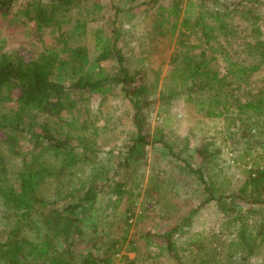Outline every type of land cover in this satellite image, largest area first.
Segmentation results:
<instances>
[{
	"label": "rangeland",
	"instance_id": "obj_1",
	"mask_svg": "<svg viewBox=\"0 0 264 264\" xmlns=\"http://www.w3.org/2000/svg\"><path fill=\"white\" fill-rule=\"evenodd\" d=\"M32 1L14 0L10 13L0 17V53L15 49L29 60L59 43L65 48L83 45L92 59L99 50L110 47L116 27L125 67L131 74L142 76L149 88L151 103L144 115L150 143L142 156L125 160L135 129L132 105L118 85H106L102 92L70 90L62 119L51 118L48 124L57 138L76 145L77 160L63 176L44 181L41 201L33 209L15 207L0 196V244L11 239L17 225L25 229L28 254L24 256L30 264H79L87 254L101 258L111 240H119L109 257L112 264H180L166 249V241L156 237L180 227L173 233L172 241L183 264H195L200 259L205 264H228L230 238L222 230L227 227L234 231L236 220L232 218L238 215L249 223L264 218V206L246 201L242 204L235 198L242 205L237 208L240 214L232 211L227 221L229 217L221 212L217 201L200 204L206 193L187 164L196 167L200 162L198 149H207L210 162L205 174L215 187L216 198L224 202L241 195L249 174L264 167V115L252 114L251 109L242 111L239 104L256 102L257 96H252L250 90L261 82L246 85L240 78L231 77H238L239 68L246 63L238 54L242 50L247 52L243 44L247 24L235 18L226 42L221 35L214 34L219 22L209 14L218 10L212 0H181L182 9L177 15L165 11L177 0H135L131 5H141L117 13L116 23L112 21L113 14L118 12L115 8L125 5L127 0H83L79 13H74L76 17L68 14V22L61 27L38 31L31 12ZM190 1L194 3L192 17L184 22L183 10ZM163 7L169 19L166 27L173 33L157 37L152 34L151 23ZM75 8L78 12L79 7ZM78 20L85 23V29L71 31L66 38L65 33ZM95 26L102 28L105 35L99 48L93 47L91 29ZM209 36L215 37L208 47ZM175 51H181V55L172 63ZM192 55L205 60L207 69L217 73V79L212 87L188 99L183 76L185 60ZM64 56L68 58L67 53ZM100 64L109 74L118 69L114 60ZM66 79V83L71 80ZM224 80H228V90L221 87ZM15 106L8 95L0 100V110ZM42 120L40 117L39 121ZM158 137L174 142L175 151L181 152L183 159L173 158ZM2 138L0 133V141ZM82 144L86 145L84 154ZM2 150L8 176L18 187L15 177L19 160L5 144ZM46 161L57 165L53 158ZM119 184L122 187L117 191ZM92 185L103 186L93 209L69 226L82 232L67 235L61 226L52 231L48 219L52 226L55 221L48 217L49 210L74 204ZM91 260L90 256L87 262ZM263 260L264 250L252 264H261ZM0 264L4 263L0 260Z\"/></svg>",
	"mask_w": 264,
	"mask_h": 264
},
{
	"label": "trees",
	"instance_id": "obj_2",
	"mask_svg": "<svg viewBox=\"0 0 264 264\" xmlns=\"http://www.w3.org/2000/svg\"><path fill=\"white\" fill-rule=\"evenodd\" d=\"M82 1L33 0L31 12H34L36 30L61 27L62 24L68 22V14L76 17L74 13H79ZM155 1L151 0V3ZM13 2L14 0H0V17H6L10 13ZM134 2L135 0H127L125 5L116 7L115 10L118 12L113 14V23L117 21V13L141 5V3L131 5ZM180 3L181 0H177L170 9L165 11L171 13L170 15L179 14L182 9L179 7ZM212 5H216L218 10L214 9L209 14L214 15L219 22L214 34L221 35L220 37L226 42L233 31L235 18H240L247 24L246 37L243 39L247 52L243 53L242 50V53L239 52L238 54L246 63L239 68L241 73L238 77L235 75L231 77L232 79L233 77L235 79L240 78L245 81L246 85L254 84L256 80L261 82V84L256 83L255 88L250 90L252 96H257L256 102L248 100V102L239 104L242 111L251 109L252 114L262 113L264 115V0H212ZM193 6L194 3L191 1L186 3L182 14L184 22L192 17L190 11H192ZM75 7H79L78 12ZM166 12L164 14L163 7L161 12L155 14L151 23L154 36L167 37L173 33L166 27V24L169 23ZM71 21L69 19V23ZM84 29L85 23L78 20L72 28L67 30L66 38L71 31L78 30L79 32V30ZM112 32L110 47L99 50L95 58L92 59L87 55L86 47L83 45L65 48L58 46L59 43L43 50L29 60H26L15 49L0 53V100L5 99V96L8 95L16 104L15 107L0 110V133L4 136L0 141V196L4 201L11 202L18 208H35V203L41 201L40 193L44 181L50 177L63 176L75 164L77 160L76 145L74 146L68 140L57 138L50 131L48 124V120L51 118L62 119V112L68 106L66 99L72 89L102 92L106 85H118L132 105V123L135 129L131 143L127 146L125 160L131 161L145 153V148L150 143L145 132L144 115L145 109L151 103L149 88L142 76L131 74L125 67L124 56L119 46V30L114 27ZM91 34L93 47L99 48L105 40L102 28L95 26L91 29ZM213 37L215 36H209L206 41L208 47L214 43H211ZM183 46L187 47L188 45L184 44ZM65 52L68 54V58L64 56ZM180 53L181 51L173 53L172 63L177 61ZM222 55L227 59L228 56L224 50H222ZM194 56L196 55L185 60L187 65L183 80L185 81L184 92L188 99L198 96L212 87L213 81L217 79V73L207 69L205 60H197L193 58ZM106 60L117 62L118 69L114 74L107 73L100 64ZM67 77L71 79L68 83H66ZM227 85L228 80H224L221 84L222 89L228 90ZM40 117L43 119L42 121H39ZM253 123L257 124L256 120H253ZM26 141L29 142V146H26ZM158 142L173 158L183 159L181 152L175 151L174 142L162 137H158ZM2 144H5L8 152L10 151L13 157L19 160L15 177L18 187L8 176L9 169ZM82 146L84 148L81 150L84 154L86 145L82 144ZM198 153L200 156L199 164L196 167L187 164V168L197 175L203 185L206 196L200 202L201 205L212 200L217 201L221 212L225 217H229L227 221H230L232 211L235 210L236 215L240 214L237 208L242 205L239 203L243 204L246 201L245 203L250 202L252 205L258 204L260 208L262 205L264 206V167L257 168L256 172L249 174L248 181L241 188V195L230 198L229 202H224L219 197L216 198L215 187L211 179L207 178L205 174L210 162L209 152L204 146H201ZM48 158H53L57 165L47 163L46 159ZM121 187L120 184L117 185V191H120ZM102 188L101 185L89 186L74 204L49 210L48 217L52 218V222L55 221L52 226L48 219L51 230L55 231V227L61 226L62 231L67 235L81 233V229L71 230L69 226L73 222L81 220L84 213L86 214L93 209L97 195ZM235 198H238L240 202H235ZM252 207L250 209L254 210ZM232 221H235L236 224L234 231L227 227L222 230L226 237L230 238L229 253L226 257L227 263L252 264V260L258 256L260 251L264 250V218H255L252 223H249L238 215L236 218H232ZM179 229L180 227L174 228L168 234H160L156 237L165 240L168 252L173 255L177 262L183 264L181 255L177 252L172 241L173 233ZM24 230L16 225L11 239L4 245L0 244V260L4 264H30L24 256V254H28V250L25 248L28 242L24 238ZM118 241L111 240L109 242L103 257L97 258L92 254H87L79 264H112L109 257ZM130 245L133 250V244ZM90 256L92 260L87 262ZM195 264H205V260L200 259L195 261Z\"/></svg>",
	"mask_w": 264,
	"mask_h": 264
}]
</instances>
